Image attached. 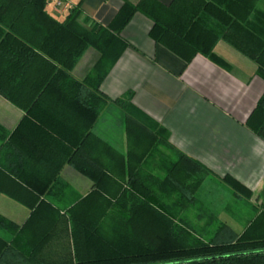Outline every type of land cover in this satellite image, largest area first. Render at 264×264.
<instances>
[{"label": "trees", "instance_id": "trees-1", "mask_svg": "<svg viewBox=\"0 0 264 264\" xmlns=\"http://www.w3.org/2000/svg\"><path fill=\"white\" fill-rule=\"evenodd\" d=\"M50 3L0 0V95L24 111L0 135V196L30 210L21 223L0 212V264H264V207L237 231L197 196L212 173L204 164L174 148L156 173L146 164L161 145L173 148L168 130L132 105V92L111 99L101 88L138 11L154 21L156 42L188 61L221 63L214 48L224 40L264 78V0H128L108 25L91 21L83 0L63 18ZM91 48L96 61L76 75ZM110 103L124 113L127 151L94 131ZM249 124L264 139V95ZM66 165L92 181L85 196L63 181ZM222 179L239 197L252 194L232 175ZM195 206L202 224L189 216Z\"/></svg>", "mask_w": 264, "mask_h": 264}, {"label": "crops", "instance_id": "crops-1", "mask_svg": "<svg viewBox=\"0 0 264 264\" xmlns=\"http://www.w3.org/2000/svg\"><path fill=\"white\" fill-rule=\"evenodd\" d=\"M67 1L74 5L81 0ZM125 1L128 0H83V10L91 21L108 25ZM129 1L137 4L140 0ZM157 1L170 5L174 0ZM49 9L62 18L67 13H57L54 0ZM153 26L154 21L150 17L139 11L134 13L121 31L129 45L104 79L102 90L111 99L132 92V105L168 130L173 148H166L174 155L176 149L192 156L212 172L204 184L216 188V197L223 195V191L217 188H229L232 200L246 202V198L236 195L222 179L232 175L252 189L250 205L262 204L264 139L249 124L264 95V78L257 64L224 40L214 48L221 63L203 54H197L188 61L166 45L156 42L151 35ZM97 57L98 52L89 49L74 73L79 76L87 73ZM0 105L6 108L0 109V122L8 131H13L24 111L6 99ZM109 109L120 110L110 103L101 112L94 127L98 135L103 136L110 129L105 127L104 116ZM124 121L123 113L122 120L118 122L119 132L115 126L117 122L112 125L113 131L122 138L124 135L126 138ZM33 127L30 126V131ZM127 145L123 144V149ZM69 174L80 178L75 168L66 165L62 177L68 179ZM3 198L8 199L2 195L0 202ZM7 201L10 205L13 203L12 200ZM226 204L216 213L222 219H232V214L227 215L231 208Z\"/></svg>", "mask_w": 264, "mask_h": 264}, {"label": "rangeland", "instance_id": "rangeland-1", "mask_svg": "<svg viewBox=\"0 0 264 264\" xmlns=\"http://www.w3.org/2000/svg\"><path fill=\"white\" fill-rule=\"evenodd\" d=\"M56 16L59 18H62V16H59L57 14H56ZM91 67L87 71H89L91 69ZM2 98H4V99H2ZM5 99H6L5 97L0 95V104H1L2 100H5ZM6 100H8V99H6ZM10 102L8 100V103H10ZM0 109H6V108L3 107L2 105H0ZM104 116L106 118L105 119V127H107V128L109 127L110 129L108 128L109 130L107 132H104L105 134L103 136L107 140L110 139L109 141L112 142L117 148L121 149L122 151H127L128 145L125 149H123L124 148L123 144H128L127 134H126V138H125V135L122 138V137H120L119 133H117L116 131H113V129H112V125L114 126V122H117V123H115V126L117 128V131L119 132L120 126H119L118 122L122 120L123 112L121 110H113V109L110 110L109 109L108 111H106ZM123 126H125V121L123 123ZM3 129H5L8 132V130L5 128V126L2 124V122H0V135H3L4 134L3 132H5ZM109 131H111L110 135H109V133H110ZM121 133L124 134V132H121ZM115 135H116V137H115ZM174 156L175 155L172 154V152H170V150H168L165 146L161 145L160 149H157V151L155 153H153V155L150 156L146 165L148 167L152 168L156 173L162 175V174H165L167 168L169 167V163H170L171 159L174 158ZM78 174H80L79 179L71 177L69 174V178L66 179L65 177H63V181L68 182L70 184V186H72L74 188L73 190L76 193H79V195L81 197H83L90 191V189L92 187V181L88 177L81 174L80 172H78ZM67 177H68V175H67ZM217 190H222L223 195L220 197H216L217 196L215 194L216 188L212 187L211 185L209 186V185H206L203 183V185H201V189L197 191V196L202 200L201 202H203V204H204V206H206V208H209V210H212L215 213L217 212V210L222 205H225L226 203H228L226 205H229V207L231 209H229L230 211H228L227 215L232 214V217H233L232 219H228L230 221V222L229 221L228 222L237 231H243L248 220L250 218H252V217H250V215H252L253 213L259 214L264 207V202L262 204H258V203H252L251 205L249 204V202H250L249 200L253 196V191H252V194L250 195V197H246V199H247L246 202H244V201L242 202V201H237V200L235 201V200L231 199L232 198V197H230L231 189L229 190V188L228 189L227 188H217ZM75 195L76 194L70 195L68 198L69 201L72 200ZM4 196H6V198H8L9 200H12L11 202H13V203H11V205H10L9 202L7 201L8 199L3 198V200H1V202H0V212H2L4 215H6L9 218H12V219H14L20 223L23 222L26 219V217L29 215L30 210L26 206H24L20 202H18L17 200L10 197L9 195H4ZM106 199H111V196L109 194H105V196H102L99 199V201L101 200L102 201L101 204H105L104 201ZM230 199L232 201H230ZM212 208H214L216 211L213 210ZM199 212H201V209L199 208V206H195L189 211V216L192 217L194 220H196L197 223L202 224L206 220L198 221L196 219V216L198 215Z\"/></svg>", "mask_w": 264, "mask_h": 264}, {"label": "built area", "instance_id": "built-area-1", "mask_svg": "<svg viewBox=\"0 0 264 264\" xmlns=\"http://www.w3.org/2000/svg\"><path fill=\"white\" fill-rule=\"evenodd\" d=\"M72 7V4L67 0H54V9L57 13H64Z\"/></svg>", "mask_w": 264, "mask_h": 264}]
</instances>
